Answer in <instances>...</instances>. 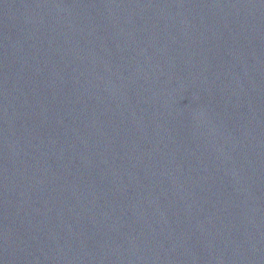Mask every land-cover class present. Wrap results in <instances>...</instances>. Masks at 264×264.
<instances>
[{"label": "water", "instance_id": "1", "mask_svg": "<svg viewBox=\"0 0 264 264\" xmlns=\"http://www.w3.org/2000/svg\"><path fill=\"white\" fill-rule=\"evenodd\" d=\"M0 264H264V0H0Z\"/></svg>", "mask_w": 264, "mask_h": 264}]
</instances>
